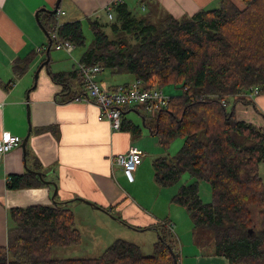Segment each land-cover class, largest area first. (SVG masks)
I'll return each mask as SVG.
<instances>
[{"label": "trees", "instance_id": "1", "mask_svg": "<svg viewBox=\"0 0 264 264\" xmlns=\"http://www.w3.org/2000/svg\"><path fill=\"white\" fill-rule=\"evenodd\" d=\"M240 2L242 8L232 0H220L217 8L181 18L151 17L150 12L112 3L114 20H86L90 40L82 22L62 24L58 36L81 50L78 62L82 65L129 75L144 90L170 86L180 90L166 109L155 111L153 125L145 117L146 127L162 149L167 150L177 137L184 140L173 157L154 160V180L164 188L188 174L194 181L181 184L172 201L187 211L194 229L211 233L214 255L227 264H264V182L259 171L264 163V128L234 116L235 102L252 103L240 94L250 88H257L259 96L264 94V0ZM41 15L39 21L50 37L54 15ZM50 49H54L53 41ZM75 76L81 81L77 70L52 74L51 79L66 91L68 80ZM129 85L116 86L112 92ZM131 127L133 133H141ZM36 176L32 172L10 175L6 188L43 185ZM199 182L208 184L210 202L201 200ZM8 218L0 264H174V260L179 264L172 249L173 232L165 223L153 227L159 240L151 256L117 239L97 258L58 260L51 258L53 248L81 243L68 205L11 208Z\"/></svg>", "mask_w": 264, "mask_h": 264}, {"label": "crops", "instance_id": "2", "mask_svg": "<svg viewBox=\"0 0 264 264\" xmlns=\"http://www.w3.org/2000/svg\"><path fill=\"white\" fill-rule=\"evenodd\" d=\"M56 1L0 0V136L9 133L23 140L28 135L25 151L18 147L0 158V247L7 245L9 209L53 203L52 185L44 183L15 190L6 188L8 176H22L30 173L28 171L42 173L43 180L54 183L55 203L68 205L73 216L74 211L86 213L89 212L88 208L95 210L76 200L80 198L111 215L119 210L123 214L121 217L133 219L134 216H142L136 217V222L131 223L141 230L154 232L153 227L158 223L154 213L152 215L142 210L137 200L132 198L133 191L142 185L146 174L148 176L153 170L154 160L164 157V154L161 156V150L164 149L145 125V117L146 123L151 126L155 115L134 108L138 105L128 106L123 108L121 130L114 131L107 121L100 119L95 105L74 101L75 97L85 94L78 77L68 80L66 91L52 81V74L76 72L81 55L72 56L74 52L68 55L58 49L52 53L50 49L49 61L42 66L47 59L44 50L48 39L38 27L35 13L43 8L52 10ZM112 3L123 4L144 13L150 12L151 17L171 15L181 18L200 10L217 8L220 0H61L58 9L65 13L61 23H85L89 19L114 20L115 14L111 10L112 18L109 19L107 15V8ZM41 13L39 19L43 18ZM58 52H63L64 58ZM95 80L105 92H112L114 87L134 81L129 75L112 74L109 71L100 72ZM165 90L169 89L162 91L165 93ZM235 99L230 98V103ZM235 103V111L242 115V121L264 128V94L249 105ZM131 126L140 129L141 133H133ZM131 147L138 148L144 154L132 183L124 177L121 167L113 159ZM147 149L156 151V157H146L150 154ZM152 179L156 183L154 175ZM171 212L170 223L166 220L162 223L169 225L174 235L175 224L171 220L175 221V218ZM174 213L177 215L180 211L174 210ZM183 221L186 224L184 217ZM183 242L185 252L190 253L192 245L188 239ZM189 256L194 260L192 264H227L226 259L214 255V250L208 253L197 250Z\"/></svg>", "mask_w": 264, "mask_h": 264}, {"label": "rangeland", "instance_id": "3", "mask_svg": "<svg viewBox=\"0 0 264 264\" xmlns=\"http://www.w3.org/2000/svg\"><path fill=\"white\" fill-rule=\"evenodd\" d=\"M238 7L242 8V3L240 0H232ZM140 12V11H139ZM83 32L87 40H90L91 33L87 28V24L83 23ZM55 49V48H54ZM51 49L52 53L56 51ZM72 56H79L81 53L80 49H75ZM62 55L63 52H58ZM64 58V57H63ZM66 60L68 58H65ZM169 90H165V93L179 95L180 90L175 89V87H166ZM164 88V89H166ZM169 94V95H171ZM252 102V101H251ZM149 115L155 114L154 111H145ZM146 115V114H145ZM235 118L242 121V115L235 113ZM248 123V122H246ZM250 124V123H249ZM184 140L180 137L175 138L169 145L167 150H161V156L171 158L173 157L182 147ZM148 153L146 157L151 159L156 157V151L153 149H147ZM146 161H149L146 159ZM260 176L264 182V163L259 166ZM152 172L146 174L142 185L135 191H133V199L142 207V210L151 212L157 216L155 218L158 223L165 221L170 223L169 215L170 209L173 210L171 215L175 218V221L171 220L175 224L174 235L172 234V249L173 252L178 256L179 264H192L193 258H190L192 252L197 250H202L204 253H208L213 250V237L210 232L203 229H193L191 219L187 211L177 205L172 201L173 195L176 194L178 187L181 184L191 183L194 180L190 179L188 174H184L179 183L169 187H160L153 182ZM264 185V184H263ZM199 196L204 203L210 202L211 193L208 184L204 182L198 183ZM174 210L180 211V214L174 213ZM89 212L82 213L79 211H74L75 227L79 230L82 235L81 243L78 246H73L69 248H53L51 251L52 259H91L99 257L112 242L117 239L124 240L128 243L134 244L139 247L140 252L143 256H151L154 253V245L158 242L159 237L150 230H141L131 225L132 222H136V217L140 218L142 216H134L133 219L130 217L123 216L122 212L119 210L115 211L114 215H106L100 211L91 210L88 208ZM146 213V214H147ZM176 215V216H175ZM254 222L257 228L256 215L254 210ZM183 217L186 219V224L183 221ZM167 227L170 228L169 225ZM182 238V241L180 239ZM192 245L191 251L185 252V247H182V242L187 240ZM184 245H186L183 242Z\"/></svg>", "mask_w": 264, "mask_h": 264}, {"label": "built area", "instance_id": "4", "mask_svg": "<svg viewBox=\"0 0 264 264\" xmlns=\"http://www.w3.org/2000/svg\"><path fill=\"white\" fill-rule=\"evenodd\" d=\"M144 8V7H143ZM109 19L112 18L109 7L107 8ZM64 11L57 9L54 14V23L51 27L50 39L54 43V48L66 52L71 55L76 49L75 45L67 40H61L58 36V30L61 27V18ZM77 71L81 79V83L85 88L84 96L74 98L75 102L92 103L98 109L100 119L107 121L110 128L114 131L121 129V113L124 107L131 105L142 106L146 111H156L166 109L171 96L166 95L161 89L144 90L139 80H134L126 89L116 92L102 91L95 77L101 72V68L97 65L85 66L77 64ZM259 96L257 88H250L238 97L247 101H254ZM22 140L18 136L9 133H3L0 136V158L20 147ZM143 152L136 147H131L125 153L115 155L114 163L121 167L124 177L129 182H134V174L141 163Z\"/></svg>", "mask_w": 264, "mask_h": 264}, {"label": "water", "instance_id": "5", "mask_svg": "<svg viewBox=\"0 0 264 264\" xmlns=\"http://www.w3.org/2000/svg\"><path fill=\"white\" fill-rule=\"evenodd\" d=\"M60 1H61V0H57V1H56L55 5H54V8H53L52 10H47V9H44V8H43V9L38 10V11L35 13V19H36V22H37V24H38V27L41 29V31L44 33V35L47 37L48 42H49V45H48V47H47V49H46L47 59H46V61L44 62V64H43L42 66L47 65V63H48V61H49V50H50V46H51V39H50V37H49V34L46 32V30L42 27L41 23L39 22V17H38V16H39V14H40L41 12H44V13H46V14H50V15H54V14L56 13L58 7H59ZM36 76H37V75H36ZM27 139H28V135L22 140V142H21V144H20V147H21L22 150H24V151H25V147H26ZM28 172H31V171H28ZM32 173H35V172H32ZM35 175H37L38 178H39L41 181H43L46 185H48V186H49V185H52V186L54 187V194H53V197H51V201H52L53 203H55V201H54V199H55V195H56V186H55V184L52 183V182H47V181L43 180V174H42V173L36 172ZM76 200H78V201H80V202H83V203H85V204H87V205L93 207L95 210L103 211V212H105V213L108 214L107 211H105V210H103L102 208H100V207H98V206L92 204V203L89 202V201H86V200H83V199H80V198H77ZM108 215H109V214H108ZM174 264H177V261H176V260H174Z\"/></svg>", "mask_w": 264, "mask_h": 264}]
</instances>
